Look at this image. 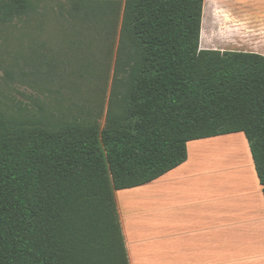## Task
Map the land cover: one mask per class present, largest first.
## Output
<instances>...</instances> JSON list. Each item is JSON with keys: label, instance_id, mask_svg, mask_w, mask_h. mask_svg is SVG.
Here are the masks:
<instances>
[{"label": "trees", "instance_id": "1", "mask_svg": "<svg viewBox=\"0 0 264 264\" xmlns=\"http://www.w3.org/2000/svg\"><path fill=\"white\" fill-rule=\"evenodd\" d=\"M202 5L124 0L103 127L0 112V264H129L115 192L179 167L196 140L243 133L264 198V56L199 50ZM35 12L0 0V25Z\"/></svg>", "mask_w": 264, "mask_h": 264}, {"label": "rangeland", "instance_id": "2", "mask_svg": "<svg viewBox=\"0 0 264 264\" xmlns=\"http://www.w3.org/2000/svg\"><path fill=\"white\" fill-rule=\"evenodd\" d=\"M105 1L32 0L34 14L0 25V112L68 122L90 116L103 127L115 82L124 4V0H109L119 4L112 8ZM262 11L264 0H205L200 48L258 43V50L264 49V20L256 19ZM255 27L260 33H244L254 32ZM209 149L216 157L219 198L237 197L232 185L240 182L245 184L242 193L259 197L243 140L212 143Z\"/></svg>", "mask_w": 264, "mask_h": 264}, {"label": "crops", "instance_id": "3", "mask_svg": "<svg viewBox=\"0 0 264 264\" xmlns=\"http://www.w3.org/2000/svg\"><path fill=\"white\" fill-rule=\"evenodd\" d=\"M256 17L264 20V11ZM249 31L244 33L259 29ZM258 46L216 51L264 56ZM230 140L245 143L257 198L240 187L232 191L237 197L219 198L216 157L209 147ZM186 148L187 160L179 167L147 185L115 192L129 264H264V198L244 134L196 140Z\"/></svg>", "mask_w": 264, "mask_h": 264}, {"label": "water", "instance_id": "4", "mask_svg": "<svg viewBox=\"0 0 264 264\" xmlns=\"http://www.w3.org/2000/svg\"><path fill=\"white\" fill-rule=\"evenodd\" d=\"M202 26H203V5H202V16H201V29H200V37L202 34ZM199 50H204L200 48V42H199Z\"/></svg>", "mask_w": 264, "mask_h": 264}, {"label": "bare ground", "instance_id": "5", "mask_svg": "<svg viewBox=\"0 0 264 264\" xmlns=\"http://www.w3.org/2000/svg\"><path fill=\"white\" fill-rule=\"evenodd\" d=\"M242 184H244V183H242V182H240V183H236V184L233 185V187H234V188H236V187H241Z\"/></svg>", "mask_w": 264, "mask_h": 264}]
</instances>
